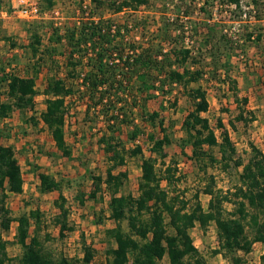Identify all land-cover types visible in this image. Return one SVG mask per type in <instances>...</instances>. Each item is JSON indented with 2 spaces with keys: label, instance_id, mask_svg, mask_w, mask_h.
I'll return each mask as SVG.
<instances>
[{
  "label": "trees",
  "instance_id": "1",
  "mask_svg": "<svg viewBox=\"0 0 264 264\" xmlns=\"http://www.w3.org/2000/svg\"><path fill=\"white\" fill-rule=\"evenodd\" d=\"M196 2L173 0L169 9L167 7L156 12L164 18L158 21V33L155 36L163 40V43L171 42L169 51L159 48L156 37L147 39L146 45L145 41L136 43L131 39L136 29L144 30V24L119 21L105 15V12L116 16L139 11L146 5L151 6L150 0H78L75 9L78 22L63 27L53 23L45 43L40 32L41 26L37 20L32 23L30 40L26 45L32 56V76L8 73L0 61V87L5 84L6 94L5 99L0 94V120L10 117L17 110L35 108V96L39 94L37 75L44 68L51 72L44 90L45 109L31 115L30 121L38 123L39 116L64 155H70L65 130L66 116L70 110L67 102L69 97L77 96L85 105L86 117L102 118L109 132L114 133L121 125L129 126L134 108L141 110L146 121L158 124L162 135L148 136L152 142V155L142 159L137 196L120 193L128 174L126 171L116 173L115 170L125 165L128 156L143 155L142 147L136 145L127 149L120 142H114L113 137H108L107 132L98 140L108 155L109 166L105 177H93L94 188L89 197L96 200L103 185L110 192L111 217L117 226L108 230L115 245L106 251L107 264H127L130 256L133 264H159L165 258L167 264H207L190 234V229L197 224L204 230L210 223L216 224L220 245L215 253L222 250L250 252L254 242L264 243V219L260 220V214H264V153L252 145L253 153L248 162L233 160L236 147L222 120L218 119L217 122L216 127L220 129L218 136L209 118L204 115L209 112L210 103L207 90L201 85L202 81H209L210 77L211 81L233 94L239 106L238 120L248 124L256 117L252 111L243 107L245 103L239 97L238 80L228 70L220 72L223 67L227 68L228 61L223 59L225 53L220 47V41H227V31L218 32L209 22L197 25L193 19ZM55 3L56 0H39L41 13H45ZM249 3L255 2L250 0ZM216 6L234 7L231 12L235 18L240 19L241 0H203L200 7L203 17L209 19L213 16ZM167 15L174 17L173 20L167 18ZM179 19L193 24L190 29L184 25L179 26ZM171 26L173 30L179 26L175 36ZM186 29L190 36L188 45L185 43ZM243 31L245 41L260 40L263 35L258 33L255 36L248 28ZM234 45L232 42V48ZM61 69H64L62 77ZM193 83L199 85L191 87ZM176 89H182L192 106L182 122V128L187 134L181 142L182 150L191 145L196 161L205 163L207 152L204 146H219L224 168L229 166V160L234 161L237 168H242L239 184L232 193L237 200L236 213L232 217L224 214V203L232 198L228 193L215 190L213 176L203 189L210 196L207 208H204L198 193L194 195L195 203L191 208L187 207L180 195H172L171 187L176 188L180 181L177 165L165 161V147L172 143V139L167 133L165 119L157 111L150 113L147 104L157 93L171 96ZM177 102L176 97L171 104L176 106ZM139 132L136 129L131 138L134 139ZM4 136L3 127L0 126V222L6 231L12 222L17 223L16 238L21 248L20 255L15 258L17 264H90L94 259V251L89 246L84 248L83 256L74 261L63 255L54 259L44 252L40 240L42 216L38 210H31L29 214L18 217L11 215L6 205L7 193H22L24 178L14 148L2 143ZM210 159L215 161L213 157ZM158 164L164 169H158ZM39 178L43 191H59L56 200L59 213L54 223L59 227L60 235L64 236L70 208L62 192V182L45 173H40ZM79 196L83 203L84 195L80 193ZM248 206L254 212H250ZM30 219L34 220L35 225V234L31 238ZM124 220L127 221V230L121 225ZM248 226L253 230V237L246 232ZM45 236L49 238L47 233ZM8 243L0 235V264H11L14 260L8 255ZM234 263L240 264L241 259L234 258ZM261 263L264 264V253Z\"/></svg>",
  "mask_w": 264,
  "mask_h": 264
},
{
  "label": "rangeland",
  "instance_id": "2",
  "mask_svg": "<svg viewBox=\"0 0 264 264\" xmlns=\"http://www.w3.org/2000/svg\"><path fill=\"white\" fill-rule=\"evenodd\" d=\"M249 1L241 0L240 19L233 16L231 11L234 7L229 8L228 6H216L213 16L205 19L200 11L203 0H197L194 4L193 13V19L197 25L209 22V25H214L218 32L223 30L228 33L227 41H220L221 50L225 53L223 59L228 61L227 68L223 67L220 72L225 73V70H228L238 80L239 97L245 103L243 107L247 111H252L256 119L248 124L238 120L239 106L236 104L233 94L228 92L226 88L220 87L216 82L211 81L210 77L209 81L203 80V84H201L207 90L210 103L209 112L204 115L209 118L218 136L220 129L216 126L218 119L222 120L236 147L233 160L241 159L244 163L248 162L253 153L252 145L264 153V0H254L255 3H249ZM56 2L52 8L50 7L48 10L45 8L43 18L37 20L38 25L41 26L40 32L43 35L44 43L48 39L51 30L49 27L53 23L63 27L78 22L75 13L78 0H56ZM172 3L173 0H150L151 6L146 5L139 11L126 12L116 16L105 12V15L119 21L129 20L134 24L137 23V25L144 24V30L136 29L137 32L132 33L134 36L131 39L136 43L145 41L146 45L147 39L156 37L159 48L169 51L171 42L163 43V40L155 36L158 33V21L164 18L163 15H158L156 12L165 10L167 7L169 9L173 5ZM155 7L159 9H155ZM18 9L19 0H0V61L8 73L32 76V56L26 45L29 43L34 21L20 16ZM148 9H152V11L149 12ZM169 15L167 18L172 21L174 17ZM177 23L179 26L184 25L188 29L193 24L183 19H179ZM177 28L173 30L171 26L174 36L178 33ZM246 28L248 31L254 32L255 36L258 33H263L262 38L245 41L243 29ZM188 29L185 32L187 45L190 40ZM232 42L235 44L233 48ZM194 44L196 43L194 42ZM59 59L63 60L62 58ZM60 72L62 77L64 69H61ZM50 75L51 72L46 68L37 75L36 85L39 94L35 96V108L17 110L10 117L0 120V126L3 127L5 133V136L2 137V143L14 148L24 178L23 192H8L6 205L14 217L29 214L31 210L40 212L42 216L40 240L44 252L50 254L54 259L63 255L70 261L78 260L83 256L84 248L89 246L94 251V259L90 264H107L106 251L110 246L115 245L108 234V230L117 226L111 217L110 192L103 185L96 200L89 197L94 188L93 177L98 175L105 177L109 166L108 155L98 140L107 132L108 137H113L114 142H120L127 149L136 145L142 147L143 155L128 156L125 165L115 170L116 173L126 171L128 174V179L125 180L120 193L137 196L142 174V159L152 155V142L148 136L150 134L161 136L162 133L157 123H149L145 117H142L139 108L133 109L134 111L129 118L131 121L129 126L121 125L114 133L109 132L102 118L90 119L86 117L84 114L85 105L80 102L77 96L69 97L67 102L70 110L66 116L65 130L70 155H64L57 148L51 134L40 121L39 114H37L38 117L36 116L38 123L30 121L31 115L45 109L46 96L44 90ZM198 85V83H193L191 87ZM0 94L5 99V84L0 87ZM176 97L178 102L174 106L171 103ZM191 107V102L182 89H176L171 96L157 93L147 104V110L150 113L157 111L160 117L165 119L167 133L172 139V143L165 147L167 153L165 161L177 165V176H180L177 187H171L172 195H180L186 201L187 207L191 208L195 203L194 195L198 193L204 208H207L210 196L206 195L203 189L210 183L213 176L215 190L217 192L222 191L224 194L228 193L232 198L231 201L224 203L225 216L232 217L237 208V200L232 193L239 184L242 168H237L232 160H226L229 166L224 168L223 155L219 146H204V150L207 152L205 163L196 161L191 145H187L182 150L181 142L187 137L182 128V122ZM248 117L250 118V114ZM136 129H139L140 132L132 139L131 135ZM212 157L215 161H211L210 158ZM158 169L162 170L164 167L158 164ZM40 173H45L62 182V192L70 208L64 236L60 235L59 227L54 223V218L59 213L56 205L59 191H43L40 188ZM163 185L167 187L165 181H163ZM80 193L84 195L83 203L80 202ZM247 209L254 212L249 206ZM262 219H264V214H260V220ZM30 221L29 237L31 238L35 234V225L33 219ZM121 225L125 230L128 229L126 220ZM16 232V222L11 223L8 231L2 229L0 222V235L9 242L7 252L14 259L11 264H17L15 258L21 253ZM246 232L250 237H253L252 228L248 226ZM46 233L49 238H46ZM190 234L199 254L207 264H235L234 258H240V264H262L261 256L264 253V243L262 242H254L250 252L222 250L215 253L214 251L219 249L220 244L219 230L214 222L210 223L206 230L197 224L190 229ZM167 263V258H165L159 264ZM127 264H133L131 256Z\"/></svg>",
  "mask_w": 264,
  "mask_h": 264
},
{
  "label": "built area",
  "instance_id": "3",
  "mask_svg": "<svg viewBox=\"0 0 264 264\" xmlns=\"http://www.w3.org/2000/svg\"><path fill=\"white\" fill-rule=\"evenodd\" d=\"M18 13L23 18L34 20H41L43 13L39 6V0H19Z\"/></svg>",
  "mask_w": 264,
  "mask_h": 264
}]
</instances>
